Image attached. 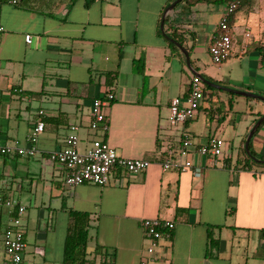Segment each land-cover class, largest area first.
Returning <instances> with one entry per match:
<instances>
[{
  "label": "crops",
  "instance_id": "crops-1",
  "mask_svg": "<svg viewBox=\"0 0 264 264\" xmlns=\"http://www.w3.org/2000/svg\"><path fill=\"white\" fill-rule=\"evenodd\" d=\"M171 1L97 0L84 7L81 0H0V146L27 147L32 124L44 123L33 156H0V204L14 200L24 207L22 264H62L73 213L86 218L85 259L90 264H264V166L237 156L231 168L229 156L191 154L188 159L200 168L194 177L175 166L162 172L158 165L167 150H176L181 132L189 134L195 149L215 138L209 123L218 121L208 109L206 133L194 137L192 122L199 109L207 108L202 98L191 120L167 124L169 101L185 98L190 82L179 77L183 72L178 55L165 43V25L159 29ZM191 11L179 5L165 17L182 32L190 25L193 51L198 16L221 11V19L224 8L197 4ZM215 34L207 36V46ZM136 60L139 72L134 73ZM107 93L113 97L103 117L107 130L91 136L74 107L89 106ZM249 99L245 106L253 120L243 127L241 150L250 128L264 115V107ZM70 125L79 128V151L99 139L119 157L150 165L138 174L115 169L101 187H66L62 168L47 156L61 149ZM253 144L251 153L262 155L264 131ZM12 215L9 208L0 211V262L2 233ZM141 219L173 223L170 238L158 242L153 259L144 253Z\"/></svg>",
  "mask_w": 264,
  "mask_h": 264
},
{
  "label": "built area",
  "instance_id": "built-area-1",
  "mask_svg": "<svg viewBox=\"0 0 264 264\" xmlns=\"http://www.w3.org/2000/svg\"><path fill=\"white\" fill-rule=\"evenodd\" d=\"M235 9L234 4H228L224 8V16L216 27V34L213 35L207 46V53L214 65H220L229 57L231 45L230 29L225 18ZM2 29L0 28V32ZM248 37V34H245ZM24 42L29 43V36H24ZM203 98V91L200 88V81L192 76L188 84V93L185 98H172L168 104L167 124L169 127L183 125L191 120L197 112L199 102ZM113 99L110 93L95 98L89 105L90 122L88 128L101 131L107 130V125L102 116L100 108ZM44 123L38 119L26 136L27 147H16L14 145L0 146V156L15 155L28 158L36 153L35 143L39 134L42 133ZM78 126L70 125L64 138L61 149L49 153L48 159L58 164L63 170V185L75 187L82 184L104 186L108 183L110 174L115 169H121L129 174H138L144 171L150 162L142 159H131L119 157L115 151L102 140L94 139L89 146L79 151V138L77 136ZM222 142L217 138H209L203 145L193 149L192 141L188 133L181 132L178 145L175 151L167 150L164 157L158 163L162 172L176 167L180 173L190 172L192 176L199 177L200 168L192 164L188 159L191 154L202 157L217 158L221 156ZM179 162H177V161ZM6 208L13 214L8 226L4 229L1 237L3 259L0 264H22V252L25 243L22 234V218L24 207L14 200L3 202ZM139 229L146 241L144 253L147 258L153 259L157 244L160 241L168 240L173 230V223L159 219H141ZM140 264H145L144 261Z\"/></svg>",
  "mask_w": 264,
  "mask_h": 264
},
{
  "label": "rangeland",
  "instance_id": "rangeland-1",
  "mask_svg": "<svg viewBox=\"0 0 264 264\" xmlns=\"http://www.w3.org/2000/svg\"><path fill=\"white\" fill-rule=\"evenodd\" d=\"M172 2H174V0H172L168 6ZM222 15L223 12L221 11H211L207 16H198V19H201V26L197 27L193 51L190 50L191 27L187 25L188 27L187 30L183 32V37L185 39L184 49L185 51H189V65H192V68L191 66L190 68L197 69L201 74L200 76L205 81L221 88L237 92H247L251 90L252 92L248 91V93L264 97V55L261 61L257 52V50L264 51V0H252L250 4H241L232 13L230 17L231 23L229 25L231 37L229 57L218 67L211 62L206 47L207 36L211 32H215L218 21H220ZM188 24H190V22H188ZM245 33L248 34V37H244ZM240 50L243 51L242 54ZM178 60L183 73L180 75L179 73L177 74L182 82L185 83L187 79H191L190 70L187 68L185 59L181 53L178 55ZM260 61L262 64H260ZM171 63L176 67L175 60H172ZM200 88L203 91V104L205 107L207 106V108L206 111L199 109L197 119L192 122L195 124L193 135L194 137H204L203 135L207 130L206 122L208 123L209 109L212 118H218L217 123L214 119L210 120V134L222 142L220 148L221 156L217 158L229 156L232 168L238 159L237 156L239 159L242 157L244 158V154L241 148L237 147V144L239 142V137L244 135L243 127L247 126V123L253 120V114L248 115V109L247 106H245V102L248 101L244 97L229 92L215 89L210 90L211 88L208 89V87L202 83H200ZM251 102L258 107H264V103L259 100L253 99ZM228 104H230V107H228ZM109 105L110 103H107L104 107L100 108V116L107 118L104 112ZM36 107V104L32 102L30 111L35 113ZM88 108V105L81 108L74 107L76 111L82 113V120L87 122V127L90 122ZM88 131L91 136H98L101 133L100 128L96 130H90L88 128ZM263 131L264 123L251 138V148L254 147V141ZM256 155L257 157L261 156L259 153H256ZM4 208L6 207L3 203L0 204L1 213L4 211ZM1 227L2 225H0V228Z\"/></svg>",
  "mask_w": 264,
  "mask_h": 264
},
{
  "label": "trees",
  "instance_id": "trees-1",
  "mask_svg": "<svg viewBox=\"0 0 264 264\" xmlns=\"http://www.w3.org/2000/svg\"><path fill=\"white\" fill-rule=\"evenodd\" d=\"M81 1L84 7H88L90 4H92L93 2L97 0H81ZM251 2L252 0H180L178 3L174 5L173 9H175L179 5H183L187 8L186 13L191 15L193 13L191 11V8L197 4H204V5L216 6V7H222V8H225L226 5L228 4H234L235 5L234 11H235L236 8L240 6L241 4L247 5V4H250ZM232 13L225 18V21L228 26L231 23L230 17ZM176 15L177 14H175V16ZM163 25H165V30L163 28V34L165 37V43L167 47L169 48L171 52H175L179 55L180 52L169 40L175 41L179 45L183 46L182 29L180 28V26H176L175 24H172L171 26L168 23L167 17H165V19L163 20ZM186 52L188 54L187 50ZM258 55L260 57V60L262 61L264 51L258 50ZM137 63H138V60L134 61V63L132 64L133 65L132 72L134 73L139 72ZM246 99H249V98H246ZM263 122L264 120L260 123V125L263 124ZM258 127L256 128V130L258 129ZM247 149H248V153L250 157H254L260 161H264V154L257 157L251 153L250 140L248 141ZM242 152L244 154V159L247 162V164L264 166V163L262 164L260 162L253 161L249 156H247L243 148H242ZM72 217H73V224L71 227H68L65 238H64L63 246H62V264H90L85 259L86 253H85L84 239L86 236V218L83 217L81 214H77V213H73Z\"/></svg>",
  "mask_w": 264,
  "mask_h": 264
},
{
  "label": "water",
  "instance_id": "water-1",
  "mask_svg": "<svg viewBox=\"0 0 264 264\" xmlns=\"http://www.w3.org/2000/svg\"><path fill=\"white\" fill-rule=\"evenodd\" d=\"M180 0H174V2H172L169 6H167L163 13H162V16L160 18V22H159V29L162 30V24H163V20H164V17L172 11L174 5L176 3H178ZM178 50L179 52L183 55L184 59H185V63H186V66L187 68L190 70V74L192 76H196L200 83H202L203 85L207 86L208 88H211V89H215V90H220V91H224V92H229L231 94H234V95H238V96H241V97H244V98H251V99H255V100H259L261 102L264 103V97L262 96H258V95H255V94H252V93H248V92H237V91H232V90H229V89H225V88H221L215 84H211L207 81H205L198 73L194 72L191 68H190V65H189V60H188V54L187 52L185 51V49L179 45L177 42L175 41H172V40H169ZM264 120V115H262L260 118H258L255 123L253 124V126L250 128L249 132L247 133L245 139H244V142H243V150L245 152V154L247 156L250 157L249 153H248V149H247V144H248V141L250 140L252 134L254 133L255 129L260 125V123ZM253 161H256V162H260V163H264V161H258L256 159H254L253 157H250Z\"/></svg>",
  "mask_w": 264,
  "mask_h": 264
}]
</instances>
